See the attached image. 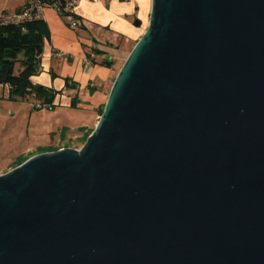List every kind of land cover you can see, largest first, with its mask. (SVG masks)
Instances as JSON below:
<instances>
[{"label": "water", "instance_id": "water-1", "mask_svg": "<svg viewBox=\"0 0 264 264\" xmlns=\"http://www.w3.org/2000/svg\"><path fill=\"white\" fill-rule=\"evenodd\" d=\"M151 2L84 146L0 175V264H264V0Z\"/></svg>", "mask_w": 264, "mask_h": 264}, {"label": "crops", "instance_id": "crops-1", "mask_svg": "<svg viewBox=\"0 0 264 264\" xmlns=\"http://www.w3.org/2000/svg\"><path fill=\"white\" fill-rule=\"evenodd\" d=\"M151 6V0H79L75 14L80 21L75 28L55 8H43L40 17L49 28L50 41L33 85L57 92L55 106L68 107L74 100L77 108L98 114L105 106L117 67L148 27ZM6 11H1L0 20Z\"/></svg>", "mask_w": 264, "mask_h": 264}, {"label": "rangeland", "instance_id": "rangeland-1", "mask_svg": "<svg viewBox=\"0 0 264 264\" xmlns=\"http://www.w3.org/2000/svg\"><path fill=\"white\" fill-rule=\"evenodd\" d=\"M31 2L0 0V13L6 9L8 14L3 16L8 20L15 16V9ZM123 63L117 67V74ZM37 104L33 97L13 101L9 91L0 88V175L14 169L16 162L39 155L40 147L70 146L80 150L84 146L83 134L95 129L99 120L98 114L77 107L54 105L38 109Z\"/></svg>", "mask_w": 264, "mask_h": 264}, {"label": "trees", "instance_id": "trees-1", "mask_svg": "<svg viewBox=\"0 0 264 264\" xmlns=\"http://www.w3.org/2000/svg\"><path fill=\"white\" fill-rule=\"evenodd\" d=\"M71 2L72 0H32L14 14L20 16L27 13V18L20 22L7 20L6 17L0 20V88H7L9 98L13 101L33 97L45 106H53L57 92L32 83V78L41 73L43 53L46 43L50 41L49 28L40 13L45 7L55 8L62 17L68 18L70 23L75 22L77 26L80 20ZM71 106L76 107L74 100ZM103 110L104 107L99 110L98 117L102 115ZM93 131L94 129L83 134L82 144H85ZM62 148L70 146L40 147L38 154L55 152ZM28 159L16 162L14 168Z\"/></svg>", "mask_w": 264, "mask_h": 264}, {"label": "built area", "instance_id": "built-area-1", "mask_svg": "<svg viewBox=\"0 0 264 264\" xmlns=\"http://www.w3.org/2000/svg\"><path fill=\"white\" fill-rule=\"evenodd\" d=\"M77 3H78V0H72V2H71V6L72 7H76V5H77ZM28 17V14L26 13H24V14H22V15H20V16H14V17H12V18H10V19H8V20H10V21H15V22H20V21H22L23 19H25V18H27ZM71 27L72 28H75L76 27V23L75 22H71ZM93 47H95V45H93ZM62 93L63 94H66L67 93V90L66 89H63L62 90ZM54 106V105H53ZM53 106L52 107H49V106H45V105H43L41 102H38V104H37V108L38 109H42L43 107H47V108H53Z\"/></svg>", "mask_w": 264, "mask_h": 264}]
</instances>
